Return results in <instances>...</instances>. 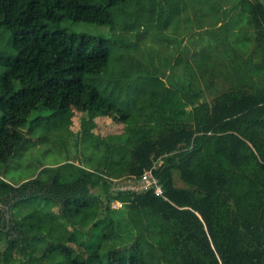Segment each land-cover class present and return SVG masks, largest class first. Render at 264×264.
Segmentation results:
<instances>
[{
    "label": "trees",
    "instance_id": "1",
    "mask_svg": "<svg viewBox=\"0 0 264 264\" xmlns=\"http://www.w3.org/2000/svg\"><path fill=\"white\" fill-rule=\"evenodd\" d=\"M146 1L0 0L15 51L0 55V156L31 113L67 122L75 110L95 152L89 167L67 161L19 183L0 176V264H264V0H170L157 17ZM164 14L179 42L150 73L125 53L112 61L109 39L62 26L137 34ZM219 21L224 44L193 51L182 34L216 35ZM100 116L123 129L96 133ZM153 165L166 198L112 189ZM45 203L58 205L70 235Z\"/></svg>",
    "mask_w": 264,
    "mask_h": 264
},
{
    "label": "rangeland",
    "instance_id": "2",
    "mask_svg": "<svg viewBox=\"0 0 264 264\" xmlns=\"http://www.w3.org/2000/svg\"><path fill=\"white\" fill-rule=\"evenodd\" d=\"M144 6L147 8L149 2L143 0ZM156 1V17L160 12L165 13L170 6V0H165V4H161V0ZM161 8V9H160ZM130 7L118 9L115 16V22L123 20V14L130 11ZM120 10H123L120 11ZM161 10V11H160ZM238 15V10L234 16ZM146 17V16H145ZM146 17L148 23L147 29L141 32L123 31L118 26L110 24H99L95 22L73 21L66 19L62 22V26L68 31L78 32L84 34L99 35L109 39L112 43L113 54L112 61L115 57L121 56L125 53V58L128 56L141 67L144 73H150L153 70L152 59L159 63V57L164 59L165 56H170L174 53L175 48L173 44L179 41L175 39L171 29H168L164 24L168 21L166 14L160 18ZM195 28V27H194ZM213 29V27L211 28ZM190 30L182 35L187 36V44L194 50H200L205 43L210 40L214 43H223L221 29V21L217 23L215 28L216 35L210 32H199L200 35H194L193 39L189 40L191 36ZM178 37V36H177ZM13 37L7 29L0 25V55L14 54L12 48ZM212 42V43H213ZM173 43V44H172ZM224 44V43H223ZM111 61V62H112ZM3 68H0V73ZM84 113L75 110V115L71 120H65L59 115H45L40 113H31L28 122L22 126L19 131V136L8 139L5 144L8 150L4 157L0 156V176L11 183H19L22 180L36 176L42 168L56 166L60 163L71 161L75 164H80L86 167L92 166L95 160L94 148L87 139L80 140L81 119ZM1 115V113H0ZM97 126L93 129L99 134L115 133L123 129L122 124L115 123L111 118L100 116L95 117ZM126 178L113 180V190L118 188V185L123 184ZM94 192L98 193L103 199V193L98 187L94 188ZM43 211L46 217L57 219L62 231L67 235L71 234L72 227L64 226L62 219L58 215V205L56 203L43 204ZM113 208L115 207L111 204ZM120 207V206H119ZM56 217H53V216ZM75 244V241H71ZM42 249L37 248L36 253L40 254ZM49 263V261H47Z\"/></svg>",
    "mask_w": 264,
    "mask_h": 264
},
{
    "label": "built area",
    "instance_id": "3",
    "mask_svg": "<svg viewBox=\"0 0 264 264\" xmlns=\"http://www.w3.org/2000/svg\"><path fill=\"white\" fill-rule=\"evenodd\" d=\"M154 188L157 195L166 198L162 185L159 179L154 174V165L146 168L140 177H129L124 179L123 184L118 185L117 189L120 190H131L136 192L145 191L146 189ZM115 207L121 206V202L115 200L112 202Z\"/></svg>",
    "mask_w": 264,
    "mask_h": 264
}]
</instances>
